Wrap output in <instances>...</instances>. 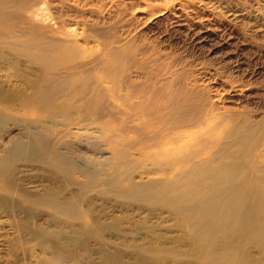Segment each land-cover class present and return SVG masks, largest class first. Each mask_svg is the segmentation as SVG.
<instances>
[{
  "label": "rangeland",
  "instance_id": "374dc122",
  "mask_svg": "<svg viewBox=\"0 0 264 264\" xmlns=\"http://www.w3.org/2000/svg\"><path fill=\"white\" fill-rule=\"evenodd\" d=\"M40 2L35 23H59L58 37L75 41L81 60L97 57L103 44L119 50L109 76L132 74L136 86L125 93L157 87L155 100L174 106L175 135L188 131L194 151L242 146L264 166V0ZM23 6L0 3L20 17ZM19 50L0 46V264H219L225 248L246 258L237 255L238 264L262 262L252 238L200 253L166 210L128 189L130 179L162 177L149 153L129 146L139 144L136 109L149 96L122 102L117 119L94 111L83 118L72 99L43 111L34 101L41 74ZM113 88L98 84V101H110ZM228 120L236 131L227 132ZM249 126L260 130L250 134Z\"/></svg>",
  "mask_w": 264,
  "mask_h": 264
},
{
  "label": "bare ground",
  "instance_id": "6f19581e",
  "mask_svg": "<svg viewBox=\"0 0 264 264\" xmlns=\"http://www.w3.org/2000/svg\"><path fill=\"white\" fill-rule=\"evenodd\" d=\"M6 1L0 0V3ZM22 1L21 17L0 9V24L5 25L0 29V46L20 49L19 57H24L25 63L31 65L26 67L41 74L34 82V101L44 105L43 111L53 106L60 108L55 102L61 99H72L82 105L79 112L83 118L94 116L91 113L94 111L97 114L107 112L109 118L117 119L122 111L119 108L122 102H127L132 96H149L147 104L136 109L143 117L138 130L139 144L129 146H139L137 152L149 153L151 165L160 168L162 177L145 185L130 179L128 189L137 190L138 193H134H137L139 202L166 210L200 253L210 254L218 244L233 246L238 239L252 238L257 252L263 257L260 264H264V189L261 187L264 184V166L255 162L252 154L244 151L242 146L241 149L233 146L229 151L224 150L225 146H217L214 151H194L186 141L188 131L181 129L183 135H175L174 129L178 127L174 124V106L169 100L165 103L155 100L157 87L147 94L143 89L146 87L144 83L137 86L138 91L125 93L124 87L136 86L130 80L132 74L126 80L123 76L119 80L109 76V58L119 50L109 43L103 44L97 57L88 56L81 60L75 41L58 37L62 34L59 23H56L57 29L35 23L40 0ZM66 1L69 0H60L61 7ZM26 24L32 27L27 28ZM91 73L95 77L80 79L79 75ZM142 73L147 80L154 79V73ZM101 82L114 84L110 101L106 103L98 101L101 94L96 88ZM183 109L184 106L181 111ZM179 113L178 117L182 115ZM228 122L231 126L227 132L236 131L235 122ZM249 127L250 134L260 130L257 126ZM225 253L226 258L219 264H238L246 259L237 254L244 258L238 261L239 257L228 248H225Z\"/></svg>",
  "mask_w": 264,
  "mask_h": 264
}]
</instances>
